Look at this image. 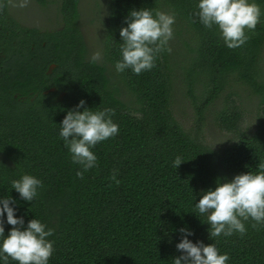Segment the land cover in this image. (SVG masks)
Here are the masks:
<instances>
[{
    "label": "trees",
    "instance_id": "trees-1",
    "mask_svg": "<svg viewBox=\"0 0 264 264\" xmlns=\"http://www.w3.org/2000/svg\"><path fill=\"white\" fill-rule=\"evenodd\" d=\"M81 1L59 0L61 25L42 29L20 22L9 0H0V155L5 157L0 159V196L14 198L11 206L25 225L36 216L54 230L48 237L54 241L49 264H173L181 255L175 247L181 228L193 232V242L215 243L229 255L228 264H264V224L249 219L243 235L210 237V225L194 207L197 194L215 188L218 178L230 180L264 164V0H256L260 22L246 29L248 39L234 48L225 46L215 27L200 24L193 15L196 0H108L102 43L104 58L113 66L130 10L175 15L170 52L161 51L155 66L139 75L130 69L116 73L136 96L140 115L121 98L108 65L89 55ZM177 68L184 70L190 94L203 95L199 122L204 109L232 84L260 94L258 130L221 150L190 135L171 109ZM81 99L93 110L114 109L119 126L117 135L92 149L96 166L82 178L76 175L80 165L71 161L58 136L60 122ZM240 118L239 110H224L220 122L232 130ZM177 155L185 160L178 168L172 163ZM23 173L42 181L31 202L11 189V181ZM3 219L7 235L13 226L6 213ZM0 264L18 262L9 258Z\"/></svg>",
    "mask_w": 264,
    "mask_h": 264
},
{
    "label": "clouds",
    "instance_id": "clouds-1",
    "mask_svg": "<svg viewBox=\"0 0 264 264\" xmlns=\"http://www.w3.org/2000/svg\"><path fill=\"white\" fill-rule=\"evenodd\" d=\"M30 0H18V7H27ZM200 24L207 29L216 28L225 46L238 47L246 42L247 30H254L261 20V8L256 0H196V11ZM175 15L152 8L132 9L125 17L126 26L120 28V58L114 63L117 72L130 69L139 75L155 66L161 51H171L168 46L173 38ZM99 53L92 57L98 59ZM83 109V110H80ZM86 107L81 99L75 108L67 111L58 127V136L70 154L74 164L80 165L76 175L96 166L97 156L92 149L101 141L118 134L119 126L113 120L114 109L110 107ZM185 160L179 155L172 161L178 166ZM115 179V174H113ZM119 181H117L118 183ZM42 181L38 177L23 173L11 181L20 198L33 201L38 195ZM197 212L210 225V237L231 236L238 232L243 235L247 229L244 221L251 219L255 224H264V164L256 172L248 171L234 175L230 180L216 181L215 188L201 190ZM196 201V195H194ZM16 203L11 196H0V259L11 258L18 264H49L54 251V241L48 239L53 229L36 216L27 221L17 216ZM6 222L13 227L7 235ZM253 224V227H255ZM182 237L175 247L181 252L173 264H228L229 255L221 253L215 243L193 242V232L188 228L179 229Z\"/></svg>",
    "mask_w": 264,
    "mask_h": 264
},
{
    "label": "rangeland",
    "instance_id": "rangeland-1",
    "mask_svg": "<svg viewBox=\"0 0 264 264\" xmlns=\"http://www.w3.org/2000/svg\"><path fill=\"white\" fill-rule=\"evenodd\" d=\"M59 0H48L46 5H41L38 0H30L27 7H18V0H9L11 13L27 26H37L42 29H53L61 25V17L58 14ZM81 29L85 35L89 55L93 57L99 53V62L106 63L111 75L119 82L121 98L132 112L140 115L138 109L140 103L130 91L121 77L116 73L114 66L106 62L103 54L104 23L108 15V0H82L81 1ZM181 46L175 47V51ZM179 64H182L181 56H176ZM184 70L177 68L174 71L173 89L171 94V109L182 125L192 136L198 137L205 144L215 150L228 147L245 134H254L262 119V98L246 85L232 84L233 88L226 89L214 101L204 109L202 122L198 120L197 107L202 106L203 95L193 96L189 92L188 83L183 76ZM234 95H229L231 92ZM195 93L198 91L195 90ZM224 110H239L241 118L236 129L228 130L220 122L221 112ZM5 157L0 155V159Z\"/></svg>",
    "mask_w": 264,
    "mask_h": 264
}]
</instances>
